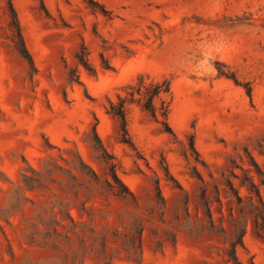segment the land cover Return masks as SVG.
<instances>
[{
  "label": "rangeland",
  "instance_id": "374dc122",
  "mask_svg": "<svg viewBox=\"0 0 264 264\" xmlns=\"http://www.w3.org/2000/svg\"><path fill=\"white\" fill-rule=\"evenodd\" d=\"M12 2L35 70L0 0V264H233L242 230L240 262L264 264L249 193L232 178L238 204L225 183L233 165L249 167L246 151L264 165V0ZM82 46L92 70L77 61ZM140 74L170 80L176 139L133 103L134 150L104 106ZM95 123L133 198L102 185ZM76 154L100 183L76 170ZM26 162L42 188L22 181ZM138 232L139 259L128 250Z\"/></svg>",
  "mask_w": 264,
  "mask_h": 264
},
{
  "label": "trees",
  "instance_id": "16d2710c",
  "mask_svg": "<svg viewBox=\"0 0 264 264\" xmlns=\"http://www.w3.org/2000/svg\"><path fill=\"white\" fill-rule=\"evenodd\" d=\"M86 2L89 5L95 4L93 0H86ZM6 4L10 16L12 44L18 54L27 61L30 68L34 71V61L25 44L14 4L12 0H6ZM41 4L44 10H46L42 1ZM76 58L79 64L83 65L86 69L92 70L88 59V52L84 46H82L81 52L77 53ZM72 73L70 72L71 81L74 80L73 76H75ZM123 91L124 94H116L115 100L112 98H107L106 104L104 106L105 112L117 121L119 134L123 143L129 145L135 150L134 143L132 142L128 132V108L129 105L133 103H136L142 109V111H144L152 120L159 123L162 126L164 132L168 133L172 138L176 139V134L168 121L170 103L172 99L171 82L168 78L154 80L148 75L140 74L137 76L135 82L125 86ZM246 92L248 96H251L250 87L246 88ZM158 102L159 104L157 105ZM92 132L93 147L99 153L101 160L105 164L106 179L102 183V185L107 191L118 197L130 196L133 198V193L117 173V163L115 162L113 155L107 151L96 131V123L92 128ZM189 147L194 156L198 158L199 154L194 146L193 134L189 136ZM260 152L264 155V150H261ZM246 154L249 158V167L244 168L240 165H233V167L230 169V176L225 179V183L227 185V188L236 198L238 204L242 203V197L240 195L238 187L232 181V178L238 180L240 187H244L247 189L249 193L248 210L252 216L253 230L256 236L264 240V165L261 166L260 163L248 151H246ZM76 158L77 161H75L74 163L76 170H78L82 174H85L91 180L100 183V178L98 174L92 169V167L88 165L79 154H76ZM26 164L27 167L22 173V181L28 188H42V183H39V181H32L31 177H29L28 175V171L36 174L38 177L40 176L39 173L35 171L27 162ZM235 168H238L242 171V176H239L234 172ZM164 172L168 180L174 182L175 186L182 190L180 184L171 175L166 163L164 164ZM193 174L200 179V175L195 168L193 169ZM155 191L158 196H161L158 182H155ZM243 235L244 231L242 230L236 235L235 239L230 245L228 257L233 264H242L237 256V247H244ZM131 248L132 249H128L129 254H137V259H139L141 254L140 232H138L136 238V246L133 245Z\"/></svg>",
  "mask_w": 264,
  "mask_h": 264
}]
</instances>
